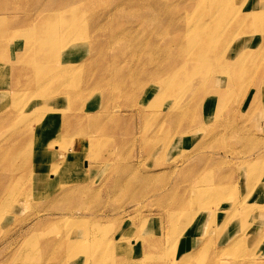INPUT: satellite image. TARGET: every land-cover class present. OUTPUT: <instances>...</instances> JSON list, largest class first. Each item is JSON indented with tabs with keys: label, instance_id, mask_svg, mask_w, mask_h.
Instances as JSON below:
<instances>
[{
	"label": "bare ground",
	"instance_id": "1",
	"mask_svg": "<svg viewBox=\"0 0 264 264\" xmlns=\"http://www.w3.org/2000/svg\"><path fill=\"white\" fill-rule=\"evenodd\" d=\"M101 1L62 0L59 3L50 1L38 7H36L38 1L33 2L32 5L25 9L26 11L32 10L28 14L31 15L33 11L38 16L45 14L51 21H48L42 30L41 28L35 29L36 27H33V31L26 29L20 36V32L24 30L23 26L28 24L29 27L31 16L24 15L25 17L21 20H15L8 14L5 7H0V31H3L7 37L13 35L11 37L13 41L0 40V125L4 126L0 133L7 134V139L0 143V178H2L0 179V190H4V194L8 197L7 199L4 198V200L6 199L5 201L3 200L6 210L10 208L11 202L13 204L15 197L13 192L18 191L21 186H27L28 192L26 195L33 196L36 191L35 179L38 180L39 194L44 193L51 196L57 195L68 198L74 194L78 187H84L83 189L86 190L90 186V182H87L88 175L95 167V164L99 162V158L93 156L86 143H84L85 139L84 141L82 140L83 138L79 135V132L83 128L82 120L87 117L92 121L90 131H95L98 116L92 115L94 111H89V103L95 97L90 99L80 97L77 98L78 102H72L73 95L77 97L83 95L80 85L84 79L81 75L82 73H80L81 71L79 72L80 69L83 70L81 68L83 65L87 67L86 79H94L95 86L99 87L96 89L99 90L101 88L103 90V100L108 99L110 103H117L119 96L122 97L129 94L132 97H140L139 103L147 101L144 102L147 106L143 111V108L132 110L137 115L143 114L145 110L147 114V109L170 100L171 103L168 104L169 111L165 115L169 118L168 120L175 121L177 120L176 117L185 115L188 110H192L193 114L198 113L197 111L207 104L206 101L210 99L214 109L213 116L210 119L217 122L220 128L219 131L214 132V138L219 139L222 143L227 141L226 134L228 137H232L235 134L232 120L236 114L242 113L240 110L241 106L245 103V108L242 109L243 112H246L247 108L248 112H254L257 110L259 103H262L259 99L264 97V81L263 79L258 80V78L264 73V31L262 32V27L258 26V17L260 16L257 14L259 12H255L256 6L249 5L250 0H234L235 4H226L235 7L237 12H241V14L232 18L234 21L231 20L228 25L219 28L210 36L205 34L186 36L183 41L175 46V51L160 52L158 54H155L153 49L156 42L166 36L169 30L181 27L182 20L190 17L189 14H186L185 17L180 14H174L169 19L167 18L166 5L176 4L181 0H171L170 3L169 0H114L109 7L107 5L104 6V4L98 5ZM191 1L197 3V6H193L190 10H197L200 1ZM224 1L228 0H202L204 4L211 5V9L217 8V4L223 5ZM170 7H168L169 11L177 12L175 11V6ZM263 9L264 2L259 7L260 11H263ZM8 11L12 12V9H8ZM227 13H229L227 9L219 8L211 14L218 18ZM202 14L199 16V20L202 19ZM67 16H72V18L68 19L66 18ZM102 20L107 22L116 21L117 24H123V26L117 27V32L125 37L131 36L134 39V43L126 41L125 43L129 44L127 48L115 50L106 47L99 41L96 48L93 49L92 39L96 40L100 36L99 33L104 31ZM57 24L59 27L56 33L54 32L55 29L48 32L44 31ZM192 26L197 28L198 23ZM204 28L206 29L207 27ZM65 39L66 41H64ZM117 41L118 36H113L112 42L115 43ZM79 47L84 50H86V47L89 48L88 53L80 61L70 60V57L78 54L76 51ZM90 48H92V51H90ZM7 50L11 56L9 59L6 58L8 55H5ZM260 50L263 51L256 56ZM180 51H186L189 54L184 56ZM43 57L45 59L41 60ZM94 58L96 61H94ZM93 63L95 65L100 64L101 71L97 70V76H95V72L93 74V70L90 68ZM53 65H56L54 66L56 69H52ZM140 74H143V78L148 82L141 81ZM126 81L132 84L135 83V87L129 90L123 84ZM251 83H257L260 89L256 88L257 91L249 97L248 92H246L248 87L246 86ZM90 93L93 94L94 92ZM99 94L98 96H100ZM185 95L189 99H193L192 103L189 100L190 104H187V106L183 105L179 99L174 98L181 96L183 99ZM77 105L78 107L76 108ZM260 112L261 119H264L263 111ZM158 117L160 118V116ZM113 119L114 116L109 117V120ZM143 119L145 118L143 117ZM163 123H160V125H163ZM192 131L190 129L186 133L181 132V139ZM229 133L231 134L229 135ZM93 141L95 142V140ZM247 143H250V147L255 145L260 148H258L259 154L256 158L249 161L245 160L244 164H242V166L244 165L243 167H246L245 173L250 176V179H247L250 184L247 183L246 186L250 185L248 187L250 190L247 188L249 191L254 190V187H258L260 193L255 195V197L264 199V152H262L264 142L258 143L253 139ZM221 148L223 147L221 146ZM256 150L254 151L256 152ZM252 151L248 153H253L254 151ZM228 154H230L229 151L224 153L223 157L229 158ZM114 157L112 156V159ZM258 162H261L260 166L262 168H258L259 170L253 169L252 165ZM178 163L179 161H176L173 167L179 166ZM192 167L189 166V168ZM172 169H168L167 166L155 168L152 173L153 176L138 177L135 182H148L159 172L163 173ZM192 169L190 170L192 171ZM233 169L234 167L231 168L232 172ZM16 171L21 172L17 176H13ZM125 172L133 174V166L127 165ZM200 177L202 178L203 176L200 175ZM19 178L23 179L22 185L18 183ZM229 179H232L231 176H229ZM245 179L246 177L244 182ZM118 180L122 184L131 182L129 177H123ZM172 188L175 189V187ZM201 190L202 188L197 191L186 189L184 193H179L180 195H170V208L168 207L167 214H165L168 221L173 224L175 219L181 215L182 210L191 211L194 208L195 210H208V204L212 203V200L209 199L210 196L205 195L199 202L194 203L196 195H199ZM56 192L57 194L54 195L53 193ZM216 192V190L212 192V197L218 200L221 193ZM168 194L165 190L161 193V195L167 196ZM26 202L28 201H24V204ZM139 205L135 204L131 207L138 211ZM255 207L257 208V206ZM42 208L40 209L42 210ZM82 209L80 210L82 211ZM86 210L88 209L86 208ZM216 210L218 209L216 208ZM165 212L166 209L163 213ZM217 214L218 212L213 211V209L206 212L209 220L216 219L215 216ZM71 215L60 219L65 220V222H71L76 227L73 231L78 236L77 238L74 236V240L70 243L71 245L67 246L68 248L66 249V244H68L66 241L70 239V235L66 236L67 238L62 236L63 238L59 239L48 237L51 243H48V245L43 244L46 248H50V251H57L58 255H63L66 252L63 255L66 259L59 256L53 264H56L61 259L64 264H76L77 255L79 254L87 258V263L83 261L84 264H90L91 257L98 261L97 264H118L116 261L117 257L120 258L121 264L174 263L173 258L167 259V257L161 256V247L157 246V243H160L158 238L147 239L142 246L139 245V238L131 240L132 237L128 235V232L133 231L134 226L126 230H120L115 235L112 233L113 236L111 235L112 237L108 239L104 238L109 236L103 230L102 234H99L104 236L103 239L100 237L101 240L95 243L97 238H93L92 243H88L87 247L83 245V242V246L77 248L79 243L91 232L90 228L94 226L93 221L91 222L90 220L99 221V219L95 216L92 217V215H78L77 213H75V217L73 216L74 214ZM253 220V223L260 220L263 223L264 214L260 213V217ZM262 227L263 225H258L256 227L258 230L254 234L250 232L248 235L245 234L244 238L250 240L249 238H255V235L264 234V230H260ZM82 236L83 238L79 240V237ZM103 241L106 242L104 243ZM239 243H243L242 237L236 238L235 242L221 248L217 246L218 242H214L217 249H213L212 246V250H217L218 253L224 250L235 252L232 247ZM258 243L254 242L253 244L258 246ZM30 245L31 243H28L27 247ZM96 247L102 249L101 255L95 254ZM108 247L109 249H106ZM210 248L211 243H208L206 248L202 247L191 251L189 255L191 257L197 254L202 256ZM78 249H81L79 254ZM42 250L41 252H43ZM137 251L142 256L139 255V258L135 260L133 256H137ZM188 259L191 260L190 258ZM41 264L45 263L42 262ZM185 264L188 263L185 262ZM210 264H216V262L211 261ZM243 264L256 263L248 260Z\"/></svg>",
	"mask_w": 264,
	"mask_h": 264
},
{
	"label": "rangeland",
	"instance_id": "2",
	"mask_svg": "<svg viewBox=\"0 0 264 264\" xmlns=\"http://www.w3.org/2000/svg\"><path fill=\"white\" fill-rule=\"evenodd\" d=\"M36 1H38L36 5V7H38L50 1L59 3L62 0H0V7H5L8 14L15 20H21L25 17L24 15L31 16L29 19V27L28 24H25L23 26L24 30L22 29L23 31L20 32L19 36L22 35L26 29L32 30L33 27H36L35 29L41 28L42 30L48 21H51L45 14L38 16L34 11L31 15L28 14L31 13L32 10L26 11L25 9ZM113 1L114 0H102L98 5L104 4V6L107 5L109 7ZM170 1L171 0H169V3ZM199 1L200 5L197 10H190L193 6H197V3H193L191 0H181L176 4L166 5V15L168 19L174 14H180L183 15V17L189 14L190 17L189 19L185 18L182 20L181 27L169 30L166 36H163L156 42V45L153 47L155 54L175 51V46L183 41L186 36H191L192 34H205L210 36L219 28L228 25L229 22L233 20L232 18L241 14V12H237L235 7L226 5L235 4L236 2L234 0L224 1L223 5L217 4V8L215 9H211V5L204 4L202 0ZM263 2L264 0H250L249 2V5L256 6L255 12H259L257 14L260 16L258 17V26L262 27V32L264 31V9L260 11L259 7ZM170 6H175V11L177 12L173 13L169 11L168 7L171 8ZM219 8L227 9L229 13L218 18L217 16H213L211 13ZM8 9H12V12H9ZM201 14L202 19L199 20L198 18ZM66 18L71 19L72 16H67ZM101 23L104 26V31L99 33L100 36H98L96 40L92 39L93 49L96 48L99 41L106 47L115 50L127 48L129 44L125 43L126 41L134 43V39L131 36L125 37L117 32V27H121L123 24H117L116 21L107 22L104 20H102ZM195 23H198L197 28L192 26ZM58 27L59 25L57 24L49 30L46 29L44 31L48 32L55 29L54 32L56 33ZM204 27L207 28L205 29ZM115 35L118 36V41L114 43L112 39ZM12 36L13 35L7 37L3 31H0V40L13 41V39H11ZM64 41H66V39ZM92 48H90V51H92ZM88 50L89 48L87 47L86 50L79 47L76 51L78 54L70 57V60H82L84 55L88 53ZM262 51L263 50H260L256 56ZM180 52L184 56L189 54L186 51ZM5 55H8L6 56L7 59L11 57L8 50L5 52ZM43 59H45V57L41 58V60ZM94 61H96L95 58ZM92 65L95 64L93 63ZM92 65L90 68L93 70V74L95 72V76H97V70L101 71L100 64L95 66ZM54 66L56 65H53L52 69H56ZM81 68L83 70H78L79 72L81 71L80 73H82L81 75L84 79V81H81L82 84L80 85L83 95L79 97L73 95L72 102H78L77 98L80 97H84V99L95 97L89 103V111H94L92 115L98 116L95 131H90L92 121L87 117L82 120L83 128L82 131L79 132V135L83 138L82 140L84 141L85 139L84 143H86L93 156L99 158V162L95 164V167L88 175L87 182H90V186H88L89 188L87 187L86 190L83 189L84 187H78L74 194L68 198L57 196V192L53 193L56 196H51L44 193L39 194L38 180L35 179L36 191L33 193V196L26 195L28 192L27 186H21L18 189L19 192H13V196L15 197L13 199V204L11 202L9 205L10 208L8 206V211L3 202L4 198L7 199L8 197L4 194V190H0V206L3 204L2 207H0V212L2 211L0 216V264H41L42 262L45 264H53L59 256L66 259L63 257L66 252L63 253V255H58L57 251H50V248H46L45 245L51 243L48 237L59 239L63 238L62 236L67 238L66 236L68 235H70V239L66 241L68 243L66 244V249L68 248L67 246L71 245L70 243L74 240V236L76 238L78 236L73 231L76 227H74L71 222H65V220L60 219L65 216L69 217L71 214H74L73 216L75 217V213L78 215H92V217L95 216L99 219V221L95 219L90 220L91 222L93 221L92 223H94V226L90 228L91 232L79 243L77 248L83 245L87 247L88 243H92L93 238H97L95 243L103 239L104 236L99 235L102 234L103 230L104 233H107L109 236L104 238L108 239L115 235L116 232L134 226L133 231L128 232V235L132 237L131 240L139 238V245L142 246L145 240L154 237L158 238L160 243H157V246H160L162 250L160 254L161 256L167 257V259L173 258L174 263L171 264H185V262L188 264H210L211 261H215L216 264H243L248 260L254 261L256 264H264V234L255 235V238H249L250 240L244 238L245 234L248 235L250 232L254 234L258 230L256 229L258 225H263L260 230H264V221L263 223H261V220L253 223V219L259 218L260 213L264 214V199L255 197V195L260 193L258 187H254V190L252 189L249 191L250 189L248 187L250 183L248 180L250 176L245 173L246 167H243L244 165L242 166L245 160L249 161L256 158L259 154L258 148L260 147L253 145L251 147L255 148H251L250 143L248 144L247 142L253 139L258 143L264 142V119L260 117V111L264 113V97L259 99L262 103H259L257 110L254 112H248V108L246 112H243L242 109L245 108V103L241 106L240 110L242 113L236 114L235 118L232 120L235 134L232 137H228L226 134L227 141L226 143H222L219 139L217 140L214 138V132L219 131L220 128L217 122L210 119L214 111L210 99L206 101V106L204 105L197 111L198 113L193 114L192 110H188L185 112V115L176 117L177 120L175 121L168 120L169 118L165 115V113L169 111L168 104L171 103L170 100L157 104L151 107V109H147V114L145 110L143 114L140 113V115H137L135 114L136 112L132 110H140L143 108V111L147 106L144 102L147 101L143 100V103H139L140 97H132L129 94H127V96H119L117 103H110L108 99L103 100V90L101 88L99 90L96 89L99 87L95 86L94 79H86L87 67L83 65ZM142 79H144L143 74H140V80L147 81ZM262 79L264 81V73L258 78V80ZM123 84L127 86L129 90L135 87V83H133V85L129 81ZM246 87H248L246 92H248L249 97L257 91L256 88L260 89L257 83H251ZM89 88L92 90L90 91ZM90 92L94 93L91 94ZM98 94L100 96H98ZM174 98L179 99L182 101L183 105L186 106L193 102V99H189L186 95L183 99L181 96ZM29 104L31 103L29 102ZM149 112L151 113L149 114ZM111 116H114L113 120H109ZM158 116H160V118ZM143 117L145 119H143ZM189 119L192 120L189 121ZM162 122H164L163 125H160ZM3 129L4 126L0 125V132ZM190 129L191 131L194 129V131L186 134L182 140L180 137L181 134L183 132L186 133ZM230 134L231 133H229V135ZM6 139L7 134L0 133V143ZM86 139L88 140L87 142ZM93 140H95V142ZM167 143L169 144L167 145ZM220 144L223 148H221ZM252 150H256V152ZM228 151L230 153L228 154L229 158L223 157L224 153ZM249 151L253 153H248ZM262 152H264V149ZM112 156L115 157L112 159ZM176 161H179V166L175 168L173 166H175L174 163ZM260 163L261 162L255 163L252 165V168L256 170L261 169ZM127 165L133 166V174L125 172ZM161 166H167L168 169H173L163 173L159 172L148 182H135L138 177L145 178L147 176H153L152 173L155 168H162ZM189 166H193V169L189 168ZM232 167H234L233 172L231 170ZM190 169H192V171ZM20 172L21 171H16V173L12 174L13 176H17ZM200 175L203 177L201 178ZM229 176H231L232 179H229ZM123 177H129L131 182H129V184L120 183L118 179ZM226 177H228V180L225 179ZM245 177L246 179L244 182ZM18 183L22 185L23 179L19 178ZM247 183H249L248 186H246ZM172 187H175V189ZM201 188L202 190L199 192V195H196L194 203L199 202L205 195H208L210 196L209 199L212 200V203L207 206L209 209L204 211L201 209L195 210V208L191 211L182 210L181 215L175 219L173 224L168 221L165 214H167L168 207L170 208V195L184 193L186 189L197 191ZM79 190H82V192ZM164 190L169 193L168 196L161 195ZM215 190L221 193L218 200L212 197V192ZM24 191L26 192L24 193ZM248 191L252 193L250 194ZM81 194H83L84 197ZM201 195H203L202 198ZM24 201H28L29 203L26 202L24 204ZM218 202H220V204H218ZM135 204H140L139 208H137L139 209L138 211L131 207ZM83 205L84 207H82ZM255 206H257V208ZM79 207L80 209L83 208L82 211ZM40 208H42V210ZM86 208L88 210H86ZM216 208L218 210H216ZM165 209L166 212L163 213ZM211 209L218 212L215 216L216 219L214 218L215 220L212 218V220H209L206 216V212ZM133 232L135 233L132 234ZM241 237L243 243H239L232 247V249H235V252L224 250L218 253L217 250H212V246L213 249H217L214 242H218L217 246L221 248L222 246H228L230 243L235 242L236 238ZM82 238L83 236L79 237V240ZM103 242L105 243L106 241ZM254 242H259L257 244L258 246L254 245ZM28 243H31L29 247H27ZM208 243H211V248L207 253H204L202 256L197 254L191 257L189 255L191 251L198 250L202 247L206 248ZM40 249H43V252H41ZM45 249H48V251ZM81 249H78V254ZM106 249H109V247ZM101 251L102 249L100 247H96L95 254L101 255ZM138 252L139 251H137V256H133V259L137 260L139 258L141 253ZM77 258L76 264L87 263V258L84 256L79 254ZM116 261L118 264H121L119 257L116 258ZM97 262V260L91 257L90 264H97ZM56 264H64V261L62 259L58 260Z\"/></svg>",
	"mask_w": 264,
	"mask_h": 264
}]
</instances>
